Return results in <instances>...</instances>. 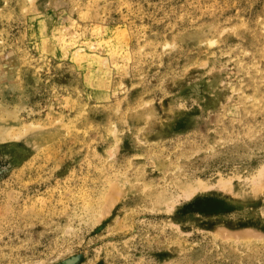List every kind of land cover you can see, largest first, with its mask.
<instances>
[{
    "label": "rangeland",
    "instance_id": "1",
    "mask_svg": "<svg viewBox=\"0 0 264 264\" xmlns=\"http://www.w3.org/2000/svg\"><path fill=\"white\" fill-rule=\"evenodd\" d=\"M0 126V264H264V0H0Z\"/></svg>",
    "mask_w": 264,
    "mask_h": 264
},
{
    "label": "bare ground",
    "instance_id": "2",
    "mask_svg": "<svg viewBox=\"0 0 264 264\" xmlns=\"http://www.w3.org/2000/svg\"><path fill=\"white\" fill-rule=\"evenodd\" d=\"M106 38H107V37H106ZM108 42H109V41H108ZM164 44H165V43H164ZM207 44H208V42H207ZM106 45H107V44H106ZM108 45H109V44H108ZM118 45H119V44H118ZM210 45H211V44H210ZM253 45H254V44H253ZM120 46H121V45H120ZM114 47H115V46H114ZM249 47H250V46H249ZM108 48H109V47H108ZM153 48H154V47H153ZM102 49H103V48H102ZM120 50H121V49H120ZM254 50H255V49H254ZM118 51H119V50H118ZM76 53H78V52L76 51ZM115 53H116V52H115ZM115 53H114V54H115ZM134 53H135V52H134ZM254 54H255V53H254ZM135 59H136V58H135ZM130 60H131V59H130ZM90 61H91V60H90ZM102 63H103V61H102ZM112 65H113V64H112ZM119 66H120V65H119ZM125 98H126V97H125ZM134 102H135V101H134ZM144 105H145V104H144ZM144 105H143V106H144ZM141 106H142V105H141ZM113 112H115V111H113ZM1 113H2V112H1ZM4 116H5V115H4ZM13 118H14V117H13ZM120 120H121V119H120ZM56 121H57V120H56ZM215 122H216V121H215ZM240 125H241V124H240ZM0 127H1V126H0ZM39 127H40V126H39ZM74 128H75V127H74ZM2 129H3V128H2ZM2 129H1V130H2ZM6 129L9 130L8 128H6ZM1 130H0V131H1ZM33 131H34V130H33ZM32 148H33V147H32ZM112 194H113V193H112ZM110 195H111V194H110ZM107 198H108V197H107Z\"/></svg>",
    "mask_w": 264,
    "mask_h": 264
}]
</instances>
